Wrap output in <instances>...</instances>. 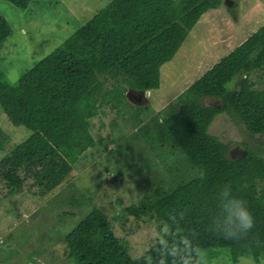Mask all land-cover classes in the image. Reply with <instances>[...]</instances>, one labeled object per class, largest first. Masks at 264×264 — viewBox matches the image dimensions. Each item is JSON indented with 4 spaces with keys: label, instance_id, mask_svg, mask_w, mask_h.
<instances>
[{
    "label": "trees",
    "instance_id": "1",
    "mask_svg": "<svg viewBox=\"0 0 264 264\" xmlns=\"http://www.w3.org/2000/svg\"><path fill=\"white\" fill-rule=\"evenodd\" d=\"M7 1L25 10L34 0ZM222 3L111 0L18 81H7L0 69V106L15 126L30 130L0 161L10 192H19L28 179L44 192L59 186L80 155L96 146L90 121L100 104L121 109L128 90L158 89L161 66L175 56L202 15ZM10 33L0 14V47ZM255 71L264 76V24L158 112L173 147L206 176L175 186L150 201L149 208L160 219L184 212L182 226L196 233L198 246L227 248L233 261L264 252V156L249 149L231 157L229 144L209 128L226 112L251 135L264 136V88L252 80ZM208 98L217 102L208 104ZM225 183L247 201L255 220L251 233L234 240L207 228L213 193ZM65 243L74 264H138L96 206L66 234Z\"/></svg>",
    "mask_w": 264,
    "mask_h": 264
},
{
    "label": "rangeland",
    "instance_id": "2",
    "mask_svg": "<svg viewBox=\"0 0 264 264\" xmlns=\"http://www.w3.org/2000/svg\"><path fill=\"white\" fill-rule=\"evenodd\" d=\"M110 1L34 0L23 10L0 0V14L11 29L0 47L5 79L18 81ZM262 24L264 0H223L221 6L204 13L175 56L161 66L158 89L142 94L128 90L121 109L100 104L90 121L96 146L80 155L53 190L44 192L28 179L19 192L12 193L0 174V264H74L67 257L65 236L95 206L108 215L114 233L134 257L152 225L161 220L149 202L198 175L192 162L173 147L158 112ZM251 78L257 88H264L263 72L255 71ZM205 102L216 103L217 99ZM0 128L4 133L0 136L1 161L30 130L15 126L1 106ZM209 131L229 144L231 157L249 149L264 156V136L251 135L233 115L218 114ZM205 250L226 258L222 264H260L264 258L262 252L233 261L227 248Z\"/></svg>",
    "mask_w": 264,
    "mask_h": 264
},
{
    "label": "clouds",
    "instance_id": "3",
    "mask_svg": "<svg viewBox=\"0 0 264 264\" xmlns=\"http://www.w3.org/2000/svg\"><path fill=\"white\" fill-rule=\"evenodd\" d=\"M201 169L198 178L204 180ZM213 207L207 215V228L226 240L242 238L254 229V216L247 201L236 195L227 183L213 193ZM185 213L169 214L155 222L143 248L133 257L138 264H222L226 258L212 256L196 243V233L182 226ZM264 264V258L260 260Z\"/></svg>",
    "mask_w": 264,
    "mask_h": 264
},
{
    "label": "water",
    "instance_id": "4",
    "mask_svg": "<svg viewBox=\"0 0 264 264\" xmlns=\"http://www.w3.org/2000/svg\"><path fill=\"white\" fill-rule=\"evenodd\" d=\"M148 93V91H146Z\"/></svg>",
    "mask_w": 264,
    "mask_h": 264
}]
</instances>
